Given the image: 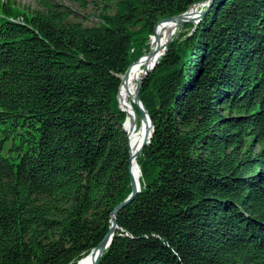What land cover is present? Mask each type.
<instances>
[{
	"label": "trees",
	"instance_id": "16d2710c",
	"mask_svg": "<svg viewBox=\"0 0 264 264\" xmlns=\"http://www.w3.org/2000/svg\"><path fill=\"white\" fill-rule=\"evenodd\" d=\"M103 1L85 25L62 2L0 0V264H80L102 240L131 192L120 76L204 0ZM188 21L135 81L140 190L97 264H264V0Z\"/></svg>",
	"mask_w": 264,
	"mask_h": 264
},
{
	"label": "bare ground",
	"instance_id": "6f19581e",
	"mask_svg": "<svg viewBox=\"0 0 264 264\" xmlns=\"http://www.w3.org/2000/svg\"><path fill=\"white\" fill-rule=\"evenodd\" d=\"M203 6L201 3H197L193 6H191L186 13H184L182 16H180L178 19L175 20H169V21H162L158 25L157 34L155 35V42L154 46L151 50L150 56L142 57L141 59L137 60L135 63L131 64L124 76L121 78V83L118 89V94L120 92V106L121 108L126 112L127 117L124 123V129L127 132L128 139H129V153L131 158V174L133 177V181L135 185L139 184V167L137 165V162L135 161V154L140 148L143 141L148 136V133L150 131V125L148 117L143 116L140 117L141 127L135 132H130L128 130V126L133 120L134 117V109L129 104L130 113L122 107L121 102V93L131 101V103L134 104L135 97H136V91L135 90V81L141 76L145 74V68L147 65V68L150 67L160 56V54L163 51V46L171 40V38L175 35L177 29H178V22L181 20H192V17H198V12H195L196 7ZM150 59V60H149ZM138 80V82L141 80ZM129 115V116H128ZM83 264H93V257L86 256V258L83 260Z\"/></svg>",
	"mask_w": 264,
	"mask_h": 264
},
{
	"label": "water",
	"instance_id": "95a60500",
	"mask_svg": "<svg viewBox=\"0 0 264 264\" xmlns=\"http://www.w3.org/2000/svg\"><path fill=\"white\" fill-rule=\"evenodd\" d=\"M213 0H204V1H199V2H196L194 3L193 5L197 4V3H201L204 7L201 11L198 12V17L196 18V20H194V24H197L198 21L204 16V14L207 12L211 2ZM189 9V8H188ZM188 9L176 16H171V17H165V18H162L160 19L156 24L155 26L159 23V22H162V21H169V20H175V19H178L180 16H182L184 13H186L188 11ZM185 23H192L188 20H181L178 22V27H182ZM154 26V28H155ZM152 37V36H151ZM170 41V40H169ZM168 41V42H169ZM168 42L163 46V51L162 53L160 54L159 58L161 57V55L164 54L165 50H166V47H167V44ZM151 55V50L149 49V52L143 56H141L139 59H141L142 57H145V56H150ZM159 58L150 66L147 68V65H146V68H145V74L141 77V80L142 78L149 72L151 71L155 64L158 62ZM138 59V60H139ZM132 64V63H131ZM130 64V65H131ZM129 65V66H130ZM128 66V67H129ZM128 68L126 69V71L124 72V74H122L120 76V83H121V78L122 76H124L127 72ZM140 80V81H141ZM139 86H140V83L138 84V87H137V91H136V97H135V101H134V106H135V110L136 112L138 113L139 117H143V116H146L148 117V120H149V125H150V131L148 133V136L146 137V139L143 141V143L141 144V147L139 148V150L137 151V155L140 153V151L142 150V148L147 144L148 140H149V137L151 135V129H152V122H151V118L150 116L148 115L144 105L142 104L141 100H140V97H139ZM119 108L124 111L120 106ZM125 112V111H124ZM126 113V112H125ZM126 117H127V114H126ZM126 117H125V120H126ZM125 120L124 122L122 123V128L123 130L125 131L124 129V123H125ZM126 135H127V132L125 131ZM127 138H128V135H127ZM128 148H129V139H128ZM130 154V153H129ZM129 173H130V180H131V192L129 193V195L121 202L119 203L115 208L114 210L111 212V224L109 226V229H108V232L104 235V237L102 238V240L98 243V245L96 247H94L89 253H88V256L90 257H93V264H97V261L100 257V255L103 253V251L109 246L110 242H111V239H112V236H113V233H114V230L117 228V224H116V215H117V212L120 208H122L123 206H125L128 202H130L134 196L136 195V193L140 190L139 188V184L138 185H135L134 181H133V177H132V174H131V158H130V165H129Z\"/></svg>",
	"mask_w": 264,
	"mask_h": 264
},
{
	"label": "rangeland",
	"instance_id": "374dc122",
	"mask_svg": "<svg viewBox=\"0 0 264 264\" xmlns=\"http://www.w3.org/2000/svg\"><path fill=\"white\" fill-rule=\"evenodd\" d=\"M16 6H18L20 9H36L38 8L36 0H13ZM58 2H62L66 5H69L72 10L74 11L75 17H73V20L83 21L85 25H93L100 22L99 14L102 12L101 6L103 5V0H87V5L85 7L79 6L77 3L71 2L69 0H55ZM116 0H111L109 2L110 4V10L109 13H113L114 11V3ZM204 6L196 7L195 12H199L203 9ZM197 17H192V20H196ZM190 20V19H189ZM179 28V27H178ZM178 31V29H177ZM176 31V33H177ZM175 33V34H176ZM155 40V39H154ZM136 114L133 118H135ZM140 121V118H139ZM141 127V122L139 123L138 120L133 125L132 132L137 131ZM131 132V133H132ZM80 264H83V261L80 262Z\"/></svg>",
	"mask_w": 264,
	"mask_h": 264
}]
</instances>
